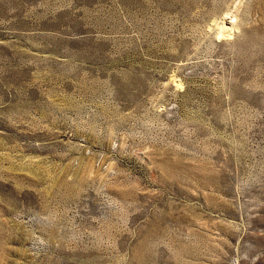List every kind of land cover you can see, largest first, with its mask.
Wrapping results in <instances>:
<instances>
[{
    "label": "rangeland",
    "instance_id": "1",
    "mask_svg": "<svg viewBox=\"0 0 264 264\" xmlns=\"http://www.w3.org/2000/svg\"><path fill=\"white\" fill-rule=\"evenodd\" d=\"M0 264H264V0H0Z\"/></svg>",
    "mask_w": 264,
    "mask_h": 264
},
{
    "label": "bare ground",
    "instance_id": "2",
    "mask_svg": "<svg viewBox=\"0 0 264 264\" xmlns=\"http://www.w3.org/2000/svg\"><path fill=\"white\" fill-rule=\"evenodd\" d=\"M230 30V29H229Z\"/></svg>",
    "mask_w": 264,
    "mask_h": 264
}]
</instances>
